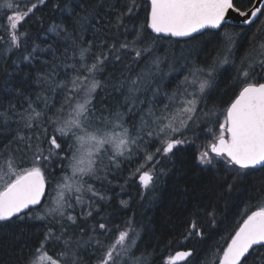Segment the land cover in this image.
<instances>
[{"label":"snow or ice","instance_id":"snow-or-ice-1","mask_svg":"<svg viewBox=\"0 0 264 264\" xmlns=\"http://www.w3.org/2000/svg\"><path fill=\"white\" fill-rule=\"evenodd\" d=\"M132 181H171L175 242L247 197L212 264H264V0H0V235L35 238L0 264H156Z\"/></svg>","mask_w":264,"mask_h":264},{"label":"trees","instance_id":"trees-1","mask_svg":"<svg viewBox=\"0 0 264 264\" xmlns=\"http://www.w3.org/2000/svg\"><path fill=\"white\" fill-rule=\"evenodd\" d=\"M228 95L230 96L231 93H228ZM223 100L226 101L227 96H224ZM224 106L225 104H220V107ZM134 166V164L130 165V167ZM214 173L215 170L201 172L190 158L188 176L183 178L182 182H186L190 189L195 187L203 195H214L211 192L215 178ZM140 192L141 188L138 181H132L131 187L128 189V193L132 197V211H135L137 220H140L141 217H147L144 221L145 232L150 230L154 234L152 244L153 248L156 249L154 256L156 264H166L168 255L174 254L178 250H185V248L194 250L197 264H212L215 259L214 253L220 251L227 243L229 233L236 227L237 221L241 220L245 208L249 206L247 197L234 194V198L230 199L227 204L218 202V206L223 213L221 217L222 227L211 229L210 233L206 234L202 240L197 238L189 243L181 237L179 242H175L174 234L183 230L188 212L181 206L180 201L174 198L171 181L150 203L147 196L144 200L139 199ZM123 198L128 199L129 195L126 193ZM29 226L33 227L32 224ZM18 235L19 239L16 240L10 234L0 235V259L7 260L10 247L19 248L25 242L29 244L34 242L35 238L31 233H18ZM169 241L173 242L169 245Z\"/></svg>","mask_w":264,"mask_h":264}]
</instances>
